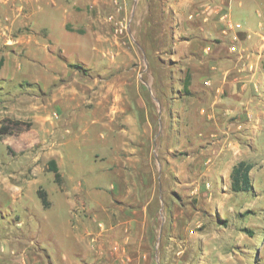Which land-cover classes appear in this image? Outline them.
Masks as SVG:
<instances>
[{"label": "crops", "instance_id": "0c3cea01", "mask_svg": "<svg viewBox=\"0 0 264 264\" xmlns=\"http://www.w3.org/2000/svg\"><path fill=\"white\" fill-rule=\"evenodd\" d=\"M107 1L0 0V58L3 59L0 75L5 59L12 53L24 55L30 45L38 48L37 51L46 49L57 60L51 67L57 71L49 91H42L36 83L22 82L21 87H28L14 95L6 93L0 100V122L11 119L30 124L28 128L21 127L18 133L0 136V156L3 162H17L21 168L34 165L40 157L47 163L54 160L60 173V168L67 163L79 167L80 150L89 141H107L111 135L127 136L125 146H132L131 153L121 151L128 162H93L101 165L98 169L101 176L95 179L98 183L95 207L108 215L111 223L99 224L97 229L85 225V236L90 240L83 241L78 257L80 264H126L131 261L130 255L138 252L136 260L145 264L150 252L144 253L140 247H155L156 213L149 228L146 230L143 223L136 237L132 221L121 229L122 225L114 219L123 212L135 215L134 205L145 213L154 202L155 194L142 205L136 198L131 205L125 202L134 190L139 191L132 179L137 183L135 174L140 163L137 161L145 157L142 148L147 144L150 151L153 134L171 113L170 117H178L181 122L185 116L195 117L198 124L197 142L181 149L203 148V139L209 144L208 135L214 136V132L222 137L224 120L243 102L244 90L250 91L254 84L264 81V0H109L119 4L120 9L130 7L128 16L116 21L124 26L120 35L114 32L113 22L109 23L110 28L105 25L103 31L101 18L86 13L87 9L96 7L100 14L102 4ZM232 6L239 19L232 18ZM119 11L113 8L115 14ZM222 13L240 23L241 29L227 30L220 20ZM235 33L239 37L237 53L231 54L228 46ZM200 43L204 45L201 53ZM69 46L77 52L81 46L90 48L93 57L100 61L99 70L104 71L101 75L105 77L94 75L89 82L84 79L89 76L70 68L69 64L84 63L79 59L69 60L66 55ZM5 50L7 56L3 54ZM219 67L223 73L212 80L206 73L214 74ZM186 73L190 76L189 95H175L182 91ZM173 75L178 76L180 86L169 91L168 78ZM208 84L212 85L211 89ZM219 85L226 95L219 97L211 91ZM149 97L156 105L151 104ZM192 100L209 104V109L201 108L199 113L191 111L187 102ZM139 126L142 137L132 136ZM223 144L230 145L222 139L218 144L220 151ZM8 151L14 156H9ZM220 151L219 155L224 158L226 151L222 154ZM142 164L151 166V162ZM60 175L61 186L53 178L52 181L55 191L65 192L68 186ZM21 184L16 189L19 194L24 187ZM103 190L108 194H104L105 200L101 202L98 196ZM122 192H125L123 196ZM112 198L117 201L112 202ZM158 231L162 234L160 246L169 253L174 244L171 235L174 228L170 223L160 224ZM156 241L159 243V238Z\"/></svg>", "mask_w": 264, "mask_h": 264}, {"label": "rangeland", "instance_id": "374dc122", "mask_svg": "<svg viewBox=\"0 0 264 264\" xmlns=\"http://www.w3.org/2000/svg\"><path fill=\"white\" fill-rule=\"evenodd\" d=\"M113 8L120 10L119 13L115 14ZM118 8L119 4L114 1L109 3L108 0L102 4L100 14L96 7L87 9L86 13L92 17L99 16L104 31L105 25L110 28L109 23L113 22L114 26L118 19L128 16L129 6L126 10ZM232 8V18L239 19L235 6ZM110 17L114 19L110 21ZM203 47L200 43V53ZM36 49L30 45L24 55L12 53L5 59L4 71L0 75V100L6 93L14 95L27 88L20 86L22 82L36 83L42 91L52 88V79L57 70L51 67L53 63L57 64V60L46 49L44 52ZM66 51L69 60L79 59L84 63L74 64L90 70L85 80L91 82L94 75L104 76L101 75L104 71L99 70L100 61L93 57L87 46H81L78 52L69 46ZM223 71L219 67L214 74H206L213 80ZM177 79V75L168 78L169 91L179 88ZM208 86L212 88L211 84ZM245 90L243 102L224 120L221 138L214 132V136L208 135L209 144L206 138L203 139V148L181 149L179 147H191L192 143L197 142L198 124L195 117L185 116L181 122L178 117H170L171 113L167 122L162 120L153 134L150 151L147 144L142 148V156L145 157L137 161L140 162L135 174L137 183L135 178L132 179L139 191L134 190L125 202L131 205L136 198L142 205L155 194L154 202L145 213L134 205L135 215L123 212L114 219L122 225L121 229L132 221L136 237L143 223H146V230L149 228L156 213L153 223L155 247H140L144 253L150 252L145 264H264V81L254 84L250 91ZM211 91L219 97L226 95L221 85L214 86ZM183 94L182 90L175 95ZM187 103L193 112L199 113L201 108L209 109V104L202 101ZM140 131L139 126V134L132 136L139 135L141 138ZM106 139L89 141L82 147L79 167L74 168L66 162L60 168L68 186L65 192L55 191L53 174L47 172V162L42 157L34 165L21 168L17 162H3L0 156V264H80L78 255L83 241L90 240L85 236L86 226L97 229L99 224L109 226L111 223L110 217L95 207L94 195L98 185L95 179L101 176V171H98L101 165L93 162H128L121 150L126 154L131 153L129 150L132 146H125L127 136L111 135ZM222 139L230 145L225 146V142L220 151L218 144ZM108 141L110 145L104 146ZM219 151L220 154L226 151L224 158H221ZM8 155L14 156L11 151H8ZM189 159L195 162H187ZM240 161L252 165V190L248 193H234L230 189L229 173ZM142 162H151V166L146 167ZM129 169L127 167L126 170L132 172ZM8 173L11 175L6 177ZM20 184L24 187L19 194L16 189L21 188ZM75 187L77 189L73 191ZM37 188H42L47 194L50 206L46 209L36 196ZM104 194L108 192L104 193L103 190L98 196L99 201L105 200ZM124 194L122 192L121 196ZM115 201L117 199L112 198V202ZM168 223L174 228L171 233L174 244L169 248L171 251L166 253L160 246L162 234L158 230L160 224ZM137 253L133 252L131 261L126 264H141L136 260Z\"/></svg>", "mask_w": 264, "mask_h": 264}, {"label": "trees", "instance_id": "16d2710c", "mask_svg": "<svg viewBox=\"0 0 264 264\" xmlns=\"http://www.w3.org/2000/svg\"><path fill=\"white\" fill-rule=\"evenodd\" d=\"M81 33V31H78ZM3 64V59L0 58V68ZM70 68L77 69L83 75L88 76V72L90 70L84 69L83 66L78 64H69ZM190 83L189 74H185L182 80V90L186 95H189L188 86ZM26 126V127H25ZM30 126L29 123L15 121L11 119H4L0 122V136L4 135H12L14 133H18L21 130V127L28 128ZM252 169V165L246 163L244 161H240L236 163L229 174L230 179V189L234 193H248L252 190L251 179H250V171ZM47 172H51L53 174V180L58 185L61 186L62 178L56 166L54 160H50L47 163ZM36 196L39 199L41 206L46 209L50 206V202L47 199V194L42 188H38L36 190Z\"/></svg>", "mask_w": 264, "mask_h": 264}, {"label": "built area", "instance_id": "2783aa9c", "mask_svg": "<svg viewBox=\"0 0 264 264\" xmlns=\"http://www.w3.org/2000/svg\"><path fill=\"white\" fill-rule=\"evenodd\" d=\"M109 20L110 21L113 20V17H110ZM220 20L224 24V26H225V28L227 30H236V31H239L241 29V24L240 23L233 22L227 13H222L220 15ZM123 31H124L123 24L121 22H116L114 24V32L116 34L120 35V34L123 33ZM238 41H239L238 34L235 33L232 36V38L230 40V43H229V46H228V50H229V52L231 54L237 53L236 42H238ZM206 51H209V47L206 48Z\"/></svg>", "mask_w": 264, "mask_h": 264}]
</instances>
